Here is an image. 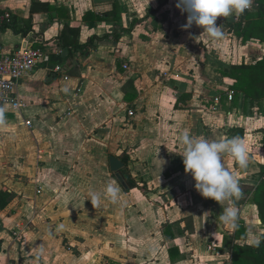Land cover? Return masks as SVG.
<instances>
[{"label":"crops","instance_id":"0c3cea01","mask_svg":"<svg viewBox=\"0 0 264 264\" xmlns=\"http://www.w3.org/2000/svg\"><path fill=\"white\" fill-rule=\"evenodd\" d=\"M161 3L0 0L1 23L10 13L18 29H30L27 37L0 31V46L50 55L18 86L22 106H2L11 131L0 128V264H232V244L264 232L247 201L264 165L263 103L235 95L230 77L233 66L263 59L264 44H242L230 32L243 13L217 19L225 36L215 43L195 24L184 29L178 0L112 37ZM253 11L254 3L245 12ZM67 28L78 33L67 31L71 43L98 40L67 48ZM184 130L210 141L244 139L248 167L226 154L222 163L239 180L234 205L245 238L235 241L239 225L219 221L232 202L195 190L181 156ZM111 156L124 164L126 187L111 172ZM108 183L121 189L118 202L102 198L93 207L87 193ZM211 244L217 256L208 254Z\"/></svg>","mask_w":264,"mask_h":264},{"label":"clouds","instance_id":"9594fccd","mask_svg":"<svg viewBox=\"0 0 264 264\" xmlns=\"http://www.w3.org/2000/svg\"><path fill=\"white\" fill-rule=\"evenodd\" d=\"M252 3L253 0H178L176 7L187 13L184 29L191 28L195 24L215 43L225 36L221 26L217 25V19L228 17L233 13L242 14L251 8ZM0 128L11 131L5 117V108L2 106H0ZM179 143L185 172L191 174L195 181V190L203 198L211 199L218 204L232 202V206L225 207L218 218L222 224L236 228L238 209L234 201L241 198L242 191L238 177L223 165L222 156L225 154L230 156L240 169L247 168L249 156L244 139L235 136L210 141L202 136L190 135L188 130H184L179 136ZM120 195L121 189L113 183H108L103 193L89 191L87 200L93 207H98L102 203V198L117 203ZM43 252L41 245L37 255L41 256Z\"/></svg>","mask_w":264,"mask_h":264},{"label":"trees","instance_id":"16d2710c","mask_svg":"<svg viewBox=\"0 0 264 264\" xmlns=\"http://www.w3.org/2000/svg\"><path fill=\"white\" fill-rule=\"evenodd\" d=\"M167 0H162V3L157 9H150L147 15L141 20H134L130 30H126L121 27H116L114 34L115 40H119L124 32H131L133 28L139 24H142L149 17L155 16L158 9L162 8L166 4ZM254 11L244 12L240 19L235 23H229L230 32L241 41L242 44H246L252 40L264 44V0H253ZM50 9V8H49ZM11 30L14 34L24 37L28 36L29 30L18 29L16 19L11 17L9 20H4L0 24V31L6 32ZM67 31L73 33L74 37H78V33L68 28L62 34L61 41L64 42V46L74 49H85L92 45L98 38H94L89 44L79 45L77 42H69ZM107 36L105 38H109ZM100 40V39H99ZM230 77L235 81L232 86V90L235 95L243 94L246 101L252 106L263 103L264 113V58L256 62L255 64H241L232 67ZM238 130V129H236ZM243 134V130H241ZM241 134V135H242ZM264 142V139H263ZM131 187H134V183H130ZM248 199L247 201L256 206L258 211V218L261 221V225L264 229V165L261 166L260 180L256 186L247 188ZM234 240H241L247 235V231L242 224H240L236 230ZM232 252V264H264V233L261 235L258 242L253 244H237L234 243L231 246Z\"/></svg>","mask_w":264,"mask_h":264},{"label":"built area","instance_id":"2783aa9c","mask_svg":"<svg viewBox=\"0 0 264 264\" xmlns=\"http://www.w3.org/2000/svg\"><path fill=\"white\" fill-rule=\"evenodd\" d=\"M11 17L10 13H6L2 20H9ZM49 62L50 55L41 48L24 47L10 52L0 46V106L20 108L22 105L16 94L18 86L38 66ZM232 96L231 92L230 100ZM13 235L17 237L19 231L15 230ZM207 252L211 256H217V245L208 246Z\"/></svg>","mask_w":264,"mask_h":264},{"label":"water","instance_id":"95a60500","mask_svg":"<svg viewBox=\"0 0 264 264\" xmlns=\"http://www.w3.org/2000/svg\"><path fill=\"white\" fill-rule=\"evenodd\" d=\"M124 168V164L116 157H110V169L112 173L117 174L118 180L122 183L124 187H126V182L120 175V171Z\"/></svg>","mask_w":264,"mask_h":264},{"label":"rangeland","instance_id":"374dc122","mask_svg":"<svg viewBox=\"0 0 264 264\" xmlns=\"http://www.w3.org/2000/svg\"><path fill=\"white\" fill-rule=\"evenodd\" d=\"M261 161H262V163H264V157L262 158L261 157ZM239 220L237 221V226L239 225ZM243 223V222H242ZM257 228H259V229H263V227H262V225L261 226H257ZM264 230V229H263ZM264 233V232H263ZM263 233H260L261 235H263ZM259 233H257V234H255V237H254V240L253 241H251L250 240V242H249V244H253V243H255V242H258L259 241V239H260V237H261V235H260ZM248 244V243H247Z\"/></svg>","mask_w":264,"mask_h":264}]
</instances>
